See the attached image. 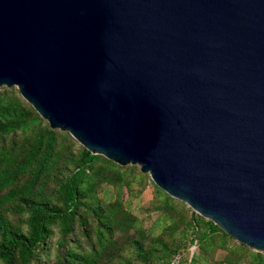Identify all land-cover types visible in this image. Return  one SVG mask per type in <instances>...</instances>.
<instances>
[{
	"label": "water",
	"instance_id": "95a60500",
	"mask_svg": "<svg viewBox=\"0 0 264 264\" xmlns=\"http://www.w3.org/2000/svg\"><path fill=\"white\" fill-rule=\"evenodd\" d=\"M264 253V0H0V88Z\"/></svg>",
	"mask_w": 264,
	"mask_h": 264
},
{
	"label": "trees",
	"instance_id": "16d2710c",
	"mask_svg": "<svg viewBox=\"0 0 264 264\" xmlns=\"http://www.w3.org/2000/svg\"><path fill=\"white\" fill-rule=\"evenodd\" d=\"M148 180L52 129L17 88H0V264H172L192 246L181 263L264 264L153 182L148 211L160 217L147 229L124 194L140 196Z\"/></svg>",
	"mask_w": 264,
	"mask_h": 264
},
{
	"label": "rangeland",
	"instance_id": "374dc122",
	"mask_svg": "<svg viewBox=\"0 0 264 264\" xmlns=\"http://www.w3.org/2000/svg\"><path fill=\"white\" fill-rule=\"evenodd\" d=\"M149 178L151 179L150 175L147 174ZM155 196V187L152 183V181L148 180L147 186L145 191L136 198H130L127 193L124 194V198L130 207V209L142 220L143 225L147 229H151L154 227V224L157 222V220L160 217V213L158 212H149L148 210L151 207V203ZM155 232L160 233L159 226H155ZM195 246H192L190 248V252L184 253V256L182 257V260L186 259L189 255L192 256L193 252L195 251ZM225 257V252L219 250L216 253L215 259L216 260H223ZM183 264V263H181Z\"/></svg>",
	"mask_w": 264,
	"mask_h": 264
},
{
	"label": "built area",
	"instance_id": "2783aa9c",
	"mask_svg": "<svg viewBox=\"0 0 264 264\" xmlns=\"http://www.w3.org/2000/svg\"><path fill=\"white\" fill-rule=\"evenodd\" d=\"M181 262H182V256L180 254L176 255L172 260V264H181Z\"/></svg>",
	"mask_w": 264,
	"mask_h": 264
}]
</instances>
